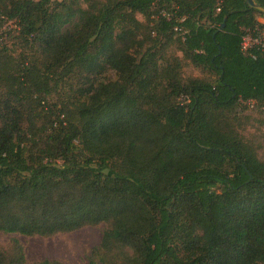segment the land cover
Masks as SVG:
<instances>
[{"label":"trees","instance_id":"1","mask_svg":"<svg viewBox=\"0 0 264 264\" xmlns=\"http://www.w3.org/2000/svg\"><path fill=\"white\" fill-rule=\"evenodd\" d=\"M260 17L246 0H0V233L105 225L89 264H264L246 114L264 125V53L242 49ZM0 264H27L17 239Z\"/></svg>","mask_w":264,"mask_h":264},{"label":"rangeland","instance_id":"2","mask_svg":"<svg viewBox=\"0 0 264 264\" xmlns=\"http://www.w3.org/2000/svg\"><path fill=\"white\" fill-rule=\"evenodd\" d=\"M259 21L264 25V18ZM14 28V24L9 22L6 29ZM186 76L207 78V75L200 69L189 66L185 68ZM115 78V75H112ZM247 115L253 117L252 123L248 127V135L251 139L263 144L260 155L264 158V125L257 120L259 114L256 113L255 103H246ZM105 225L90 226L79 231L58 235L53 238L26 237L19 234L0 233V245L7 246L10 241L17 239L25 249L27 264H34L41 261H60L64 264H89L88 259L91 252L98 248L103 240Z\"/></svg>","mask_w":264,"mask_h":264},{"label":"built area","instance_id":"3","mask_svg":"<svg viewBox=\"0 0 264 264\" xmlns=\"http://www.w3.org/2000/svg\"><path fill=\"white\" fill-rule=\"evenodd\" d=\"M161 13L163 17L167 19L171 18V15L166 11H162ZM242 49L248 55H252L254 52L264 53V29L258 27L255 30H246V34L243 37Z\"/></svg>","mask_w":264,"mask_h":264},{"label":"water","instance_id":"4","mask_svg":"<svg viewBox=\"0 0 264 264\" xmlns=\"http://www.w3.org/2000/svg\"><path fill=\"white\" fill-rule=\"evenodd\" d=\"M247 5L252 9H258L262 13H264V8L255 4L254 0H246Z\"/></svg>","mask_w":264,"mask_h":264}]
</instances>
